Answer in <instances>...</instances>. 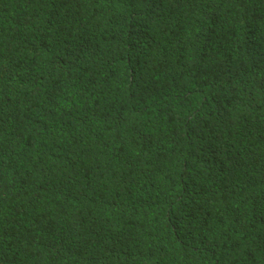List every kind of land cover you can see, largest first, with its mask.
<instances>
[{
	"label": "trees",
	"instance_id": "1",
	"mask_svg": "<svg viewBox=\"0 0 264 264\" xmlns=\"http://www.w3.org/2000/svg\"><path fill=\"white\" fill-rule=\"evenodd\" d=\"M0 264H264V0H0Z\"/></svg>",
	"mask_w": 264,
	"mask_h": 264
}]
</instances>
